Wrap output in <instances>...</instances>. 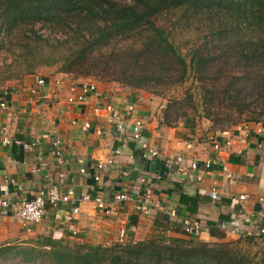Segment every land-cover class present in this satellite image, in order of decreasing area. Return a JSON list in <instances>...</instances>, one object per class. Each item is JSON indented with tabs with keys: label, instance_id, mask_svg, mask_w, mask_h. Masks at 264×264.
I'll return each mask as SVG.
<instances>
[{
	"label": "crops",
	"instance_id": "obj_1",
	"mask_svg": "<svg viewBox=\"0 0 264 264\" xmlns=\"http://www.w3.org/2000/svg\"><path fill=\"white\" fill-rule=\"evenodd\" d=\"M39 78L44 79L43 85H37ZM85 80L93 81L102 97L90 94L84 102H67ZM0 100L7 105L6 110L0 109V126H6L15 138L37 141L32 149L23 150L0 140V196L32 198L51 185L72 200L90 196L75 214L72 202L58 208L47 205L42 220L35 224L7 215L0 219V246L32 244L45 236L100 244L143 240L155 234L178 236L183 218L202 223L199 239L220 241L219 236L211 235V226L229 239L237 235L225 233L222 225L237 222L245 236L264 217V141L243 124L220 129L202 120L193 131L182 123L162 125L159 114L163 103L151 93L115 81L57 71L38 70L18 81L0 83ZM107 104L119 109L117 118L111 117ZM129 104L143 120L145 142L159 151L158 156H151L131 139ZM73 120L77 122L73 124ZM119 120L124 125L122 130L116 127ZM84 121L91 125L86 131L80 127ZM97 127L102 128L101 134L95 132ZM53 133L62 140L60 162L51 144ZM116 148L120 153L113 156ZM109 157H114L113 164L95 180L94 174L99 173L95 164ZM78 159L83 160L85 173L80 172ZM192 161L197 162V168L183 173L181 168H188ZM141 176L149 182H140ZM213 188L218 191L216 199L209 196ZM120 192L130 198L112 203L110 214L95 208V196L110 203ZM182 195L196 198L193 211V205L181 199ZM141 202H157L166 210H175L178 221L171 222L166 211L152 209L147 214L137 210Z\"/></svg>",
	"mask_w": 264,
	"mask_h": 264
},
{
	"label": "trees",
	"instance_id": "obj_2",
	"mask_svg": "<svg viewBox=\"0 0 264 264\" xmlns=\"http://www.w3.org/2000/svg\"><path fill=\"white\" fill-rule=\"evenodd\" d=\"M37 23L61 36L42 35ZM189 29L196 34L184 36ZM5 47L20 52L0 64V83L57 65L58 72L153 95L182 86L161 108L162 125L182 123L193 131L205 119L220 129L264 120V0H0ZM190 78L198 95L186 85ZM181 199L195 209L196 198ZM209 231L222 240L182 231L112 244L45 236L0 246V257L50 264H264V248L243 246L254 235L228 240L216 227Z\"/></svg>",
	"mask_w": 264,
	"mask_h": 264
},
{
	"label": "built area",
	"instance_id": "obj_3",
	"mask_svg": "<svg viewBox=\"0 0 264 264\" xmlns=\"http://www.w3.org/2000/svg\"><path fill=\"white\" fill-rule=\"evenodd\" d=\"M44 79L39 78L37 80V85H43ZM79 92L75 95H71L67 97V102L74 103V102H84L86 98L90 94H94L96 97H102V92L99 91L96 87V84L93 81L85 80L82 81L79 85ZM32 93H36V88H32ZM106 110H108L111 114L112 118H117L119 114V109L115 108L111 104H107L105 106ZM0 109L6 110L7 105L3 100H0ZM127 111L131 113L130 115L133 117L131 127L129 129L130 137L132 140H134L137 144L141 146V148L146 149L148 154L151 156H158L159 151L156 148H150L147 143L145 142L143 136H142V128H143V120L141 117L137 116L135 112V108L133 105L129 104L127 106ZM77 121L73 120L72 123L75 124ZM244 128L247 131H252L253 133L259 135L262 140L264 141V120L259 121L257 123H244ZM80 127L82 130L86 131L88 130L91 125L88 121H84L80 123ZM116 127L118 130L124 129L123 123L119 120L116 122ZM96 133L101 134L102 128L97 127ZM0 140L2 144L4 145H15L17 147L22 148L23 150H30L33 147L36 146L37 141H25L20 138H15L11 136L6 128V126L1 125L0 126ZM51 144L54 147V152L57 158V161H61V150H62V140L58 136L57 133L51 134ZM219 143L215 140V147L218 148ZM120 149L116 148L113 151V156L115 154H119ZM179 161H182L183 158L179 157ZM78 162L82 165L83 160L78 159ZM114 162V157H109L106 160H99L95 164L96 169L99 171L98 174H94V179L98 180L101 176V173L104 169H106L108 166L112 165ZM206 166H210V162H206ZM197 168V162L192 161L189 165V167H182L181 171L184 173H189L191 170H195ZM81 173L86 172V168L82 165L80 168ZM191 176L195 179H201L200 175H193L191 173ZM140 182L147 183L149 182V179L145 176L140 177ZM209 196L212 199H216L218 197V191L216 188H213ZM130 198L129 194L126 192H120L113 196L112 201L108 203L105 201L101 196H95L92 200L94 202L95 208L99 209L104 214H110L112 212V203L121 202L124 200H128ZM239 198L245 199L244 195H240ZM90 199L89 195L83 196L81 199H75L72 200L69 194L62 193L58 190L56 185H51L46 190H41L36 195H34L32 198H25V197H16V198H10L9 196H0V219L6 217L7 215L13 216L17 218L18 220L28 223V224H35L42 220L47 205H50L54 208H58L60 204H66L68 202L74 203V206L72 207V213H77L79 211V204L84 201ZM259 200H263L262 198H259ZM136 209L140 210L144 213H152V209H157L161 211H166L169 219L172 221H178V214L175 210H166L161 204L159 203H138L136 205ZM181 225V231L187 234L188 236H198L202 230V223L198 219L190 220L189 218H183L180 220ZM221 228L224 230L225 233L230 232V234H236L237 236H243L244 230L238 226L237 222H232L231 225L226 226L225 224L221 226ZM251 235L254 236H260L264 237V217L262 220L254 224L251 227Z\"/></svg>",
	"mask_w": 264,
	"mask_h": 264
},
{
	"label": "rangeland",
	"instance_id": "obj_4",
	"mask_svg": "<svg viewBox=\"0 0 264 264\" xmlns=\"http://www.w3.org/2000/svg\"><path fill=\"white\" fill-rule=\"evenodd\" d=\"M34 28L37 29V31L44 36H49V35L52 36L53 35L52 37H54V38H59L61 36L60 32L50 33L47 28L42 27L39 23L35 24ZM191 32H193V35L196 34V33H194V32H196L195 30L189 29L188 31H184L183 35L184 36H190V35L192 36ZM182 51H184V50L182 49ZM19 52H20V49H18V48L8 49L7 47H5L3 49H0V64L11 62V60L13 58H15V56ZM38 70H43L46 72H51V71L56 72L57 71V65L40 66V67H37L36 72ZM91 78H94V77H91ZM95 79L99 80L96 77H95ZM196 84H197V82L194 81L192 78H190V80L186 83V85L191 86L193 91L196 90L195 93L197 91H199V88H197ZM182 91H183V87L178 86V87H175L173 89L168 90L165 95H154V96L158 97V99L161 100V102L163 103V106H165L168 98H171L172 96H180L182 94ZM196 94L198 95V93H196ZM205 120H207V119H205ZM243 122H240L239 124H242ZM244 123H246V122H244ZM211 124L213 125L212 122H211ZM216 128H220V127L216 126ZM245 237H247V236L245 235V236L229 237L228 240H235L238 238H245ZM253 237L254 238L246 240V242L243 243V246L245 247V249L248 251H251V252H255V251L259 250L258 249L259 247L264 248V238H257V237L255 238V236H253ZM32 243H35V241ZM112 243L113 242H111L109 244H112ZM0 264H50V263L45 258L39 259L35 262H26V261L22 260V258H20V257H10V256L7 257L6 256L4 258L0 257Z\"/></svg>",
	"mask_w": 264,
	"mask_h": 264
}]
</instances>
